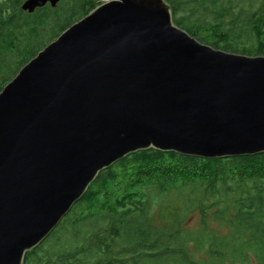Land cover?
<instances>
[{"label": "water", "instance_id": "1", "mask_svg": "<svg viewBox=\"0 0 264 264\" xmlns=\"http://www.w3.org/2000/svg\"><path fill=\"white\" fill-rule=\"evenodd\" d=\"M59 2L24 0L20 10ZM163 4L97 6L0 91V264H22L129 153L264 152V56L201 43Z\"/></svg>", "mask_w": 264, "mask_h": 264}, {"label": "trees", "instance_id": "2", "mask_svg": "<svg viewBox=\"0 0 264 264\" xmlns=\"http://www.w3.org/2000/svg\"><path fill=\"white\" fill-rule=\"evenodd\" d=\"M23 1L0 0V91L96 6L91 0H62L56 8L46 4L28 14L20 10ZM164 1L174 25L201 43L264 56V0ZM117 182L122 194L111 197ZM172 193L180 199L173 226L153 224V201ZM192 208L200 221L190 230L182 214ZM209 218L220 222L217 229L208 227ZM252 263L264 264V152L205 159L149 148L100 171L22 264Z\"/></svg>", "mask_w": 264, "mask_h": 264}, {"label": "rangeland", "instance_id": "3", "mask_svg": "<svg viewBox=\"0 0 264 264\" xmlns=\"http://www.w3.org/2000/svg\"><path fill=\"white\" fill-rule=\"evenodd\" d=\"M71 0H63V2H70ZM96 6H99L105 2H108L110 0H91ZM62 2V0L60 1ZM165 2V1H164ZM60 4V3H59ZM57 4V6L59 5ZM166 6L168 7V9L170 10V6L165 2ZM56 6V7H57ZM55 7V8H56ZM171 14V11H170ZM171 18H172V22H173V17L171 14ZM139 177H144L146 176L145 174L141 173L138 175ZM165 181H167L169 184L171 181H174V185H180L179 181L180 180H173V179H164ZM122 190H123V186L122 183L117 182V184L114 185V187L112 186L109 194L111 195V197L114 196H119L120 194H122ZM175 194L172 193L171 196H164L162 197V199L160 200V202L158 200L153 201V204L151 206L150 209V218L153 222V224L155 225H162V226H168V227H172L173 226V220H174V216H175V211H177V209L180 208V199L178 201L174 200ZM189 213H187L185 216L184 214H182V217L185 219L184 220V226L188 227L190 230L196 229L199 226V221H200V217L197 214V209L196 208H192V211H188ZM220 222L213 220L212 218L208 219V227L212 228V229H217L219 227ZM255 264V263H252Z\"/></svg>", "mask_w": 264, "mask_h": 264}, {"label": "bare ground", "instance_id": "4", "mask_svg": "<svg viewBox=\"0 0 264 264\" xmlns=\"http://www.w3.org/2000/svg\"><path fill=\"white\" fill-rule=\"evenodd\" d=\"M165 6V4H163ZM166 7V6H165ZM204 19V18H203ZM236 26V25H235Z\"/></svg>", "mask_w": 264, "mask_h": 264}]
</instances>
